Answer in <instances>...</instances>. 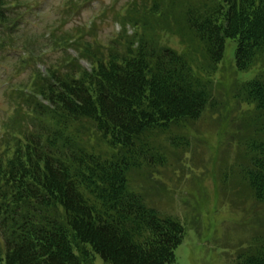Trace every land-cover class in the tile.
Listing matches in <instances>:
<instances>
[{"label":"trees","instance_id":"1","mask_svg":"<svg viewBox=\"0 0 264 264\" xmlns=\"http://www.w3.org/2000/svg\"><path fill=\"white\" fill-rule=\"evenodd\" d=\"M151 12L155 22L122 36L123 50L95 53L90 70L70 58L66 72L48 69L35 90L47 108L28 106L49 122L20 133L0 155V264H88L96 256L108 264H175L184 220L148 204L130 174L145 161L167 163L151 133L206 113L220 120L232 112L231 122L257 137L246 141L251 154L240 176L264 202V74L237 79L225 100L215 92L228 38L237 41L239 71L264 65V0H171ZM162 32L177 35L182 49L162 43ZM84 51L94 53L90 44ZM87 132L104 152L84 144ZM261 241L243 264H264Z\"/></svg>","mask_w":264,"mask_h":264},{"label":"rangeland","instance_id":"2","mask_svg":"<svg viewBox=\"0 0 264 264\" xmlns=\"http://www.w3.org/2000/svg\"><path fill=\"white\" fill-rule=\"evenodd\" d=\"M170 1L0 0V155L19 143L20 133L49 122L46 114L37 118L28 106L34 100L41 111L47 108V102L34 94L44 86L48 69L66 72L70 58L91 69L96 54L123 50L122 36L129 38L155 22L151 7L161 9ZM160 36L162 43L182 49L177 35L162 32ZM87 44L94 53L84 51ZM236 48L237 41L228 38L215 76V92L223 100L237 79L248 81L264 74L263 64L239 71ZM226 115L219 120L206 113L196 122L151 133V147L166 156L167 163L145 161L131 171V187L148 204L188 223L182 221L186 234L176 249L175 264H243L260 247L259 241L264 242V202L255 199L240 176L251 154L246 141L257 137L231 122V117L238 119L236 114ZM177 134L184 138L175 143L171 138ZM83 137L87 147L104 152L103 141H95L89 132ZM88 264L108 263L96 256Z\"/></svg>","mask_w":264,"mask_h":264}]
</instances>
